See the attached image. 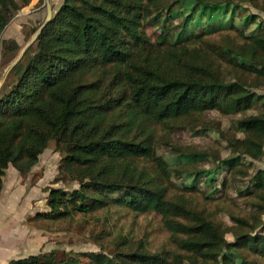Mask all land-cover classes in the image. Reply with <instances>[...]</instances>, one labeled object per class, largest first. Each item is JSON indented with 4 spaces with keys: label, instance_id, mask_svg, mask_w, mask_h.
Listing matches in <instances>:
<instances>
[{
    "label": "trees",
    "instance_id": "1",
    "mask_svg": "<svg viewBox=\"0 0 264 264\" xmlns=\"http://www.w3.org/2000/svg\"><path fill=\"white\" fill-rule=\"evenodd\" d=\"M29 3L0 0V30ZM262 14L264 0H62L0 93V198L10 167L27 180L53 146L60 155L53 183L67 187L47 186L49 211L32 220L64 222L127 208L162 218L183 252L171 257L174 264H261ZM42 24L31 29L27 43ZM22 49L15 40L3 41L10 62ZM210 111L242 116L232 121V133L206 124L205 131L217 132L231 151L226 159L172 140ZM183 156L209 157L229 170L220 193L235 190L255 213L231 217L232 227L221 222L207 205L219 193L217 180ZM202 182L212 193L202 191ZM110 234L101 231L93 240L101 245ZM113 245L88 253L52 250L8 264H170L167 253H152L142 242L124 238Z\"/></svg>",
    "mask_w": 264,
    "mask_h": 264
},
{
    "label": "rangeland",
    "instance_id": "2",
    "mask_svg": "<svg viewBox=\"0 0 264 264\" xmlns=\"http://www.w3.org/2000/svg\"><path fill=\"white\" fill-rule=\"evenodd\" d=\"M55 1L57 0H50L51 6ZM251 11L260 13L253 8H251ZM262 17L264 18V14H262ZM45 20L46 15L40 19L41 23H44ZM175 22L178 23L177 20ZM30 32L25 34L26 37ZM26 43L25 38V42L22 44L23 48L27 45ZM10 56L12 59L13 56ZM240 117L242 116L234 119ZM234 119L224 118L217 111L205 112L197 119L201 122H192L194 127H188V130L176 131L172 140L184 150L191 152L195 149L199 151L210 150L214 153L218 152L222 159H226L232 154L231 151L225 148V143L222 145L219 143L217 132L208 133L205 131L207 129L206 124L209 127L216 125L217 129L232 133V121ZM238 137H243V135L239 134ZM164 151L172 160L178 161L177 156L173 155L169 149H164ZM59 160L60 155L55 152L53 146H50L41 156L40 162L36 166L42 167L41 170L35 173L32 172L27 180H19L13 186L15 177L7 176L6 192L3 196V208L7 209V214L3 216V264H8L11 260L58 249L82 253L99 252L101 245L109 248L124 238L135 244L144 243L146 248L152 253H167L170 258L169 263L174 264L171 257L182 251H179L177 246L171 241L170 234L163 226L162 218L156 214L141 215L127 208L111 207L88 215H77L72 220L64 222L32 220L31 217L36 213L49 211L46 201L47 193L44 192L47 186L55 188L67 187V185L62 183H53L57 175ZM191 161L200 162L198 166L206 171L205 175L217 180L216 187L219 193H214V200L207 205L209 209L215 212L221 222L228 227H232L235 223L231 217L243 215L249 218L248 215L255 213L252 212L251 208L248 209L244 205V199H241L235 190L220 193L223 188L222 179L229 176V170L226 168L220 169L218 164L209 157L190 158L183 156L182 158V162L189 163ZM256 165L258 168L264 169V159L257 162ZM41 179L44 184H41V187H37ZM188 182L191 183L192 180L189 179ZM68 187L70 186L68 185ZM71 187L72 189L78 188L76 184ZM200 187L202 191L212 193L209 183L202 182ZM195 198L198 203H206L201 195H196ZM46 207L47 210H44ZM101 231H108L111 234L109 236L103 235L102 237L106 238L98 240L101 244L98 245L93 240V237L96 238ZM227 239L232 240V234H228ZM248 259L256 261L257 257L248 252ZM261 264H264V261Z\"/></svg>",
    "mask_w": 264,
    "mask_h": 264
},
{
    "label": "crops",
    "instance_id": "3",
    "mask_svg": "<svg viewBox=\"0 0 264 264\" xmlns=\"http://www.w3.org/2000/svg\"><path fill=\"white\" fill-rule=\"evenodd\" d=\"M62 3V0H57L52 4V9L55 11ZM48 2L47 0H30V3L23 7L19 12L15 14L9 24L2 30L1 44H0V93L4 87L7 79L8 70L13 62H10L11 56L3 57V41L4 40H15L18 45L22 46L25 42L27 32L31 29L36 28L40 23V19L48 14ZM42 167H35L33 172L41 170ZM15 177L13 183L15 186L22 178L18 175L13 167H10L7 172V176ZM7 176L4 178V188L0 198V264H3V220L4 215L7 214V209L3 208V196L6 192ZM23 181V180H22ZM21 181V182H22ZM44 181L37 184V187H41ZM12 186V187H13ZM47 210V207L44 208Z\"/></svg>",
    "mask_w": 264,
    "mask_h": 264
},
{
    "label": "water",
    "instance_id": "4",
    "mask_svg": "<svg viewBox=\"0 0 264 264\" xmlns=\"http://www.w3.org/2000/svg\"><path fill=\"white\" fill-rule=\"evenodd\" d=\"M48 2V14L46 17L45 22L43 23V25L38 29V31L35 33V35L32 37V39L27 43V45L20 51L19 55L17 56V58L15 59V61L11 64L7 76L10 73V71L12 70V68L23 58V56L25 55L26 51L28 50V48L37 40V38L39 37V35L41 34V32L43 31L44 27L47 25V23L51 20L52 15H53V9L50 3V0H47ZM7 78V77H6ZM6 80V79H5Z\"/></svg>",
    "mask_w": 264,
    "mask_h": 264
},
{
    "label": "built area",
    "instance_id": "5",
    "mask_svg": "<svg viewBox=\"0 0 264 264\" xmlns=\"http://www.w3.org/2000/svg\"><path fill=\"white\" fill-rule=\"evenodd\" d=\"M1 35H2V30H0V44H1Z\"/></svg>",
    "mask_w": 264,
    "mask_h": 264
}]
</instances>
